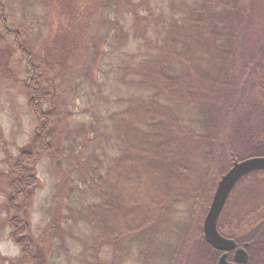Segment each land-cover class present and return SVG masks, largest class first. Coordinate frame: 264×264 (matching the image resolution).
<instances>
[{"label": "trees", "instance_id": "1", "mask_svg": "<svg viewBox=\"0 0 264 264\" xmlns=\"http://www.w3.org/2000/svg\"><path fill=\"white\" fill-rule=\"evenodd\" d=\"M52 1L50 8L57 6L52 10L56 24L38 42L26 27L11 26L9 3L0 0V77L19 87L36 117L28 143L18 153H9L7 167L0 168V191L5 196L0 233L8 232L21 247L19 256H4L16 264H55L57 236L64 238V232L76 224L91 228L96 255L129 251L138 239L148 237L180 196L178 179L189 174L188 164L201 139L218 145L212 161L219 175L207 185V210L218 178L235 159L264 155V139L257 140L261 135L253 120L264 113V64L257 58L263 53L248 43L255 23L252 0H172L171 9L148 1L95 0L82 19L79 1ZM108 6H126L129 13L103 14ZM62 15L68 17L67 24ZM101 26L106 28L104 35ZM116 49L123 51L116 81L134 95L124 109L110 113L103 127L91 122L77 134L61 78L74 66L90 67L89 78L98 85V72L87 61L96 54L95 61L103 64ZM199 102L212 105L219 127L244 125L253 132L237 128H227L219 136L213 134L216 130L199 132L179 114ZM247 113L251 125L244 120ZM234 135L247 141L249 151L234 156L232 152L226 159ZM48 157L67 164L60 187L62 198L68 197L69 213L58 205L36 231L32 204L41 184L39 164ZM78 188L83 195H78ZM238 188L245 190L242 212L264 203V169L243 176L227 199L218 227L231 237L233 206L229 204ZM200 228L204 245L202 223ZM192 243L177 250L174 259H179L173 264L192 257L198 264L199 245L194 252ZM95 264H102L99 256Z\"/></svg>", "mask_w": 264, "mask_h": 264}, {"label": "rangeland", "instance_id": "2", "mask_svg": "<svg viewBox=\"0 0 264 264\" xmlns=\"http://www.w3.org/2000/svg\"><path fill=\"white\" fill-rule=\"evenodd\" d=\"M7 1L9 3L8 7H10L8 11L11 26L15 29L21 26L26 27L29 36L35 41L41 42L40 40L51 32L52 27L56 24L52 19V15L54 14L52 10L56 11L55 8L57 6L54 8L55 10L50 8L53 3L50 4L49 0ZM53 1L56 3V1L60 0ZM77 1L82 3L79 11V19H82L90 8V3L95 0ZM110 1L115 3L117 0ZM119 1L121 2L122 0ZM132 1L136 3L148 1L153 2L155 5L164 4V6L170 9L172 5V0ZM251 7L254 8L252 13L255 23L251 24V37L248 43L255 44L257 51L264 54V0H252ZM106 12L109 16L116 14L122 16L125 12L129 13L126 10V6L124 8L108 6L107 11L103 12V14ZM63 13L66 12L64 11ZM61 17L63 23L67 24L68 17L66 15H62ZM101 27V33L104 35L106 28L104 26ZM86 30L89 31V28H86ZM123 48L125 49V47ZM129 49H134V47L131 46ZM45 51L43 50V52ZM122 52V49H116L115 54L110 55V59H104L103 64H99L100 59L97 62L95 61L96 54H93L92 58L88 59L87 62L92 66L94 65V68L92 67L93 71L98 72V75L95 76L99 80L97 82V84L99 83L98 85H95L92 79L89 78L90 74L92 76V72L88 74L90 67L81 69V66L79 68L78 66H74L68 75L61 78L62 81L60 83L65 91L66 98H68L66 100L68 101V107L72 116L71 127H73V130H76L77 134L78 130L86 127L91 122L97 127H103L110 113L114 110L124 109L127 105V100L134 95L128 90V87L116 81L118 78L117 68H119V63L121 62ZM263 54H257L259 63L262 64H264ZM94 61L96 64H94ZM210 65L211 63L208 62L207 68ZM96 66L99 68H96ZM245 105L247 106V104ZM212 109V105L199 102L187 106L184 110L179 111V114L202 133H211L216 130L213 134L217 133V136H219L227 128H233V131L237 128L243 132L252 130L250 129L251 127H244V125H242L243 127H235L236 125H233V127H219L218 113ZM243 109L247 111L246 108ZM235 117L234 115L233 121ZM248 117L247 113L244 118L245 122ZM254 119L257 120L256 127L254 128L258 129V134L262 136L258 137L257 140H262L264 139V124H262L264 123V113L262 116L261 114H258L257 117L254 116ZM35 124L36 117L29 107L26 96L15 83L5 77H0V168L7 167V156L9 153H18L20 148L28 143ZM109 125V127H112L111 124ZM205 139H201L194 149L192 160L188 164L189 174L178 179L180 196L170 204L171 207L165 213V218L157 223L155 227L151 228L145 240L138 239L129 251L122 249L117 254L110 251H102L96 255L93 251L90 236L91 228L89 229L88 226L79 227L76 224L64 232V238L57 236L54 245L55 264H95L97 256L102 260V264H173L179 259L178 257L174 259V254L177 250L188 247L191 240H193L191 246L193 245L192 250L194 252L198 249L199 245L198 264H200L203 249L200 225L202 223L203 229V222L207 211L204 198L207 185L212 183V178L219 175L217 173V166L216 164L213 166L214 162L212 161V153L218 151L216 147L218 145L216 142L213 145L212 142ZM246 142L242 137L239 138L234 135L233 150L230 152L229 147V151L225 153V156H227L225 158L230 159L232 152L233 156L238 152H248L249 146H246ZM38 172L41 177V184L32 204V218L36 231L46 224L51 218L53 209L55 210L58 205L60 207L63 206L64 211H67L65 203L68 199V197L62 198L60 187V181L65 177L64 174L67 172V164L65 162L59 163L52 157L45 158L39 164ZM67 190H70V188ZM215 190L216 188L214 189V193ZM81 191L78 188L79 196L83 195ZM244 191L242 189L239 193H236L237 197L242 199V202L245 197ZM67 193V191L64 192L65 196ZM4 199L5 196L0 191V220L5 216L2 206ZM231 201L230 207L233 205V198ZM68 213L69 210L66 214ZM194 234L196 237L192 239ZM0 253V264H16L4 256L14 257L19 256L21 253V247L9 237L8 232L0 233ZM193 258L192 261L189 258L186 259L182 264H195Z\"/></svg>", "mask_w": 264, "mask_h": 264}, {"label": "flooded vegetation", "instance_id": "3", "mask_svg": "<svg viewBox=\"0 0 264 264\" xmlns=\"http://www.w3.org/2000/svg\"><path fill=\"white\" fill-rule=\"evenodd\" d=\"M241 190L237 189L235 193ZM235 193H233L232 205L233 237L229 236L233 238L235 245L230 250L213 246L212 243L207 242L203 230L201 264H218L224 252L227 253V260L233 264H264V203L250 206L249 210L242 212L244 204ZM243 216L246 219H242Z\"/></svg>", "mask_w": 264, "mask_h": 264}, {"label": "water", "instance_id": "4", "mask_svg": "<svg viewBox=\"0 0 264 264\" xmlns=\"http://www.w3.org/2000/svg\"><path fill=\"white\" fill-rule=\"evenodd\" d=\"M257 169H264V155H254L244 159H235L232 166L220 178L203 224L205 238L216 247L223 250H230L235 245L233 238L220 232L218 220L237 182L246 174ZM218 264L233 263L227 260V253L224 252Z\"/></svg>", "mask_w": 264, "mask_h": 264}]
</instances>
